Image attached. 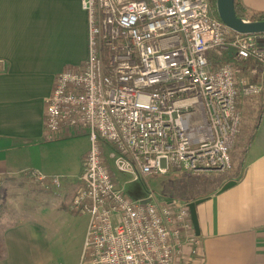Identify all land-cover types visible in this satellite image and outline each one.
I'll return each instance as SVG.
<instances>
[{
  "label": "built area",
  "instance_id": "2783aa9c",
  "mask_svg": "<svg viewBox=\"0 0 264 264\" xmlns=\"http://www.w3.org/2000/svg\"><path fill=\"white\" fill-rule=\"evenodd\" d=\"M76 1L86 15V55L56 75L43 133L50 141L88 138L68 205L87 216L78 264L189 262L200 252L192 200H158L151 191L130 200L112 169L134 181L170 170L232 175L238 101L263 91L237 71L262 78L264 33L233 31L210 0ZM24 173L45 190L60 187L57 177Z\"/></svg>",
  "mask_w": 264,
  "mask_h": 264
},
{
  "label": "crops",
  "instance_id": "0c3cea01",
  "mask_svg": "<svg viewBox=\"0 0 264 264\" xmlns=\"http://www.w3.org/2000/svg\"><path fill=\"white\" fill-rule=\"evenodd\" d=\"M240 3L249 14L264 11V0ZM85 55L86 15L76 0H0L3 186L15 187L18 182L14 181L28 178L24 173L28 169L51 175L40 151L46 140L44 99L56 75L66 67L81 66ZM237 76L261 81L263 91L238 101L241 121L231 151L234 172L195 198L203 199L195 207L200 252L189 262L183 259L178 264H264V75H250L248 67L239 66ZM228 181L234 185L220 191ZM52 207L68 211L62 202ZM5 208L11 210L10 219L4 216ZM21 209L19 203L3 206L0 241L4 253L0 264H50L51 240L30 215L24 212L21 216ZM38 228L42 231L36 232Z\"/></svg>",
  "mask_w": 264,
  "mask_h": 264
},
{
  "label": "rangeland",
  "instance_id": "374dc122",
  "mask_svg": "<svg viewBox=\"0 0 264 264\" xmlns=\"http://www.w3.org/2000/svg\"><path fill=\"white\" fill-rule=\"evenodd\" d=\"M43 143L40 151L46 158L48 174L59 178L60 187L45 190L29 178L14 181L18 182L14 184L18 187H11V183H8L9 187H5L0 182V207H2L0 214L5 204L7 206L11 202L15 205L19 203L22 207L21 216L24 212L30 215L35 224L42 227L51 240L50 264H78L87 216L71 212L68 205L79 187L77 177L82 168L84 152L88 150V138L82 133H77L56 140H45ZM105 146L104 149L107 151ZM109 165L108 162L107 166ZM112 174L115 181L123 188L124 195L130 200L143 198L148 191H151L158 200L173 198L180 199L181 202L204 196L221 179L230 177L218 172L191 177L189 174L179 175L176 170H170L164 175H151L134 181L126 173L112 169ZM52 202L56 203V206H60L62 202L68 211L59 209L57 211L52 207L54 204ZM5 210L4 216L10 219L11 210L9 208ZM42 230L38 228L36 232Z\"/></svg>",
  "mask_w": 264,
  "mask_h": 264
},
{
  "label": "water",
  "instance_id": "95a60500",
  "mask_svg": "<svg viewBox=\"0 0 264 264\" xmlns=\"http://www.w3.org/2000/svg\"><path fill=\"white\" fill-rule=\"evenodd\" d=\"M215 10L218 19L227 27L241 34L264 33V20L250 21L237 17L234 11V0H215ZM234 185V181L226 182L220 191L226 190ZM203 199H196L187 203L190 221L196 236L199 235V227L195 207Z\"/></svg>",
  "mask_w": 264,
  "mask_h": 264
},
{
  "label": "trees",
  "instance_id": "16d2710c",
  "mask_svg": "<svg viewBox=\"0 0 264 264\" xmlns=\"http://www.w3.org/2000/svg\"><path fill=\"white\" fill-rule=\"evenodd\" d=\"M210 6H211L213 13L217 17L216 10H215V0H210ZM234 11H235V15L240 18H244L250 21L264 20V11L249 14L246 12L245 8L241 5L240 0H234ZM3 253H4L3 244L0 241V260H2L3 258Z\"/></svg>",
  "mask_w": 264,
  "mask_h": 264
}]
</instances>
